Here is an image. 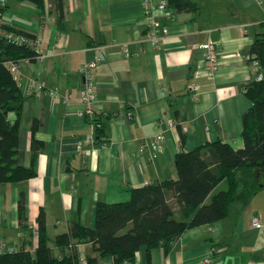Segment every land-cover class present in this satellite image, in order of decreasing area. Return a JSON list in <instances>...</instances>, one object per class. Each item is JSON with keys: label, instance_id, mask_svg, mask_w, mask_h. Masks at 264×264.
<instances>
[{"label": "crops", "instance_id": "0c3cea01", "mask_svg": "<svg viewBox=\"0 0 264 264\" xmlns=\"http://www.w3.org/2000/svg\"><path fill=\"white\" fill-rule=\"evenodd\" d=\"M190 1L191 11L169 6L155 13L168 31L152 45L137 0H42L40 6L6 0L3 23L41 39L43 58L18 64L21 91L36 80L56 96L22 92L17 161L34 175L0 183V242L33 251L42 212L47 245L57 256L55 237L73 222L92 229L97 202L126 201L133 188L176 180L180 147L190 151L219 140L242 147V115L251 106L242 87L255 73L245 55L264 31V0ZM208 41L220 47L212 76L200 48ZM123 44L126 57L119 52ZM97 57L102 63L93 70L95 100L83 116L78 69ZM95 120L103 126L104 144L96 140ZM157 133L165 140L151 158ZM89 136L93 142L85 141ZM33 138L41 147L35 154ZM256 177L250 192L236 194L225 218L185 230L167 253L156 247L148 257L141 246L129 264H264V171ZM21 193L24 228L17 217ZM254 216L261 228L250 225ZM77 250L80 258L93 255L90 244ZM95 264L113 261L98 257Z\"/></svg>", "mask_w": 264, "mask_h": 264}, {"label": "trees", "instance_id": "16d2710c", "mask_svg": "<svg viewBox=\"0 0 264 264\" xmlns=\"http://www.w3.org/2000/svg\"><path fill=\"white\" fill-rule=\"evenodd\" d=\"M37 6L42 0H29ZM167 7L177 11H191L190 0H168ZM0 10L2 7L0 6ZM33 39L5 23H0V183L19 182L34 175L32 168H24L17 161L18 130L23 95L11 70L21 61L33 62L40 49L26 42H16L11 36ZM248 54L264 70V31L258 34ZM251 102L242 115L243 145L235 149L223 141L201 145L193 150L180 147L175 155L176 180H162L133 188L129 199L121 202H97L92 229L73 222L68 230L57 235L54 256L48 247L44 216L40 212L35 228L36 247H15L12 253L0 254V264H95L98 257H109L113 264H129L135 252L143 246L150 251L161 247L167 253L172 243L187 229L207 227L228 215L237 193L250 192L257 173L264 171V77L242 87ZM13 115L10 120L9 116ZM96 140L105 143L103 126L93 122ZM181 146L183 135L180 134ZM35 154L40 143L31 141ZM225 187L218 188L219 184ZM17 217L25 227L24 196L18 199ZM90 244L93 255L80 258L77 245Z\"/></svg>", "mask_w": 264, "mask_h": 264}, {"label": "built area", "instance_id": "2783aa9c", "mask_svg": "<svg viewBox=\"0 0 264 264\" xmlns=\"http://www.w3.org/2000/svg\"><path fill=\"white\" fill-rule=\"evenodd\" d=\"M144 11L145 18L148 22V33H147V41L152 45L159 44L162 37L167 34V28L163 27L154 17L156 12H163L167 8L168 0H137ZM1 16V15H0ZM1 23V22H0ZM13 38L16 42H26L33 46L36 49H39L41 46V39L39 37H35L33 39H25L21 35H13L8 34ZM200 48L204 51V58L207 66V70L210 76H212L216 65H217V55L219 53V44L217 42L208 41L205 44L200 45ZM119 52L123 56H128V50L126 45L119 46ZM42 54L38 56V59H41ZM245 60L250 62L253 70L255 71L253 79L256 81H260L264 77V70L258 64L257 61L251 59L250 55H245ZM102 63V59L97 57L92 60L85 61L79 66L78 72L81 76V84L79 86V96L80 100L83 104V110L80 115L88 116L91 113V105L95 100L94 93V78H93V70ZM11 70L13 72V76L16 81H19L18 76V68L16 65L11 66ZM191 98L196 99L197 96V86L195 84H191L190 86ZM23 93L25 94H33V93H46L48 96L55 97L56 91L53 88L46 87L43 83H40L36 80H31L24 84ZM165 140V136L163 133H157L153 136L150 142V157L155 158L160 151L161 144ZM86 142H93V137L89 136L85 139ZM142 149H140L141 151ZM251 226L253 228H261V221L258 216H255L251 219ZM15 246L9 245L4 242H0V254L4 253H12L14 252ZM82 259V258H81Z\"/></svg>", "mask_w": 264, "mask_h": 264}, {"label": "rangeland", "instance_id": "374dc122", "mask_svg": "<svg viewBox=\"0 0 264 264\" xmlns=\"http://www.w3.org/2000/svg\"><path fill=\"white\" fill-rule=\"evenodd\" d=\"M0 6L2 7V10H0V22L1 23H3V20H2V14H3V10H4V8H5V6H6V0H0ZM43 58V57H42ZM41 58V59H42ZM38 60H40V59H38ZM93 137V136H92ZM93 140H94V138H93ZM223 187H225V184H223ZM255 217V216H254ZM253 218V217H252ZM250 225H251V221H250Z\"/></svg>", "mask_w": 264, "mask_h": 264}]
</instances>
